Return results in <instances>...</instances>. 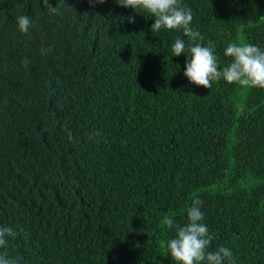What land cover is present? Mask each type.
<instances>
[{"label": "trees", "instance_id": "1", "mask_svg": "<svg viewBox=\"0 0 264 264\" xmlns=\"http://www.w3.org/2000/svg\"><path fill=\"white\" fill-rule=\"evenodd\" d=\"M49 2L59 14L43 0H0V226L19 233L9 254L20 264H176L164 220L187 223L199 198L209 250L264 264V89L190 83L187 53L171 50L188 38L152 33L142 10ZM181 4L220 70L232 42L264 49V0Z\"/></svg>", "mask_w": 264, "mask_h": 264}, {"label": "clouds", "instance_id": "2", "mask_svg": "<svg viewBox=\"0 0 264 264\" xmlns=\"http://www.w3.org/2000/svg\"><path fill=\"white\" fill-rule=\"evenodd\" d=\"M125 8H132L136 12L142 10L154 17L151 32L161 30H182L185 40L177 37L172 45L173 56L186 54L184 76L198 87L210 89L214 81L221 79L228 84H237L244 88L264 89V49L245 42H232L225 49V56L231 58V63L222 70L219 69L218 58L215 55V45L209 40L204 43V36L200 31L191 27L193 13L191 8L181 4V0H116ZM91 7L104 4L106 0H88ZM43 6L50 15L59 14V7H53L49 0H43ZM138 13V12H137ZM135 23L134 17L128 18ZM19 30L27 33L31 20L27 16H18ZM63 131L70 142H74L71 129L65 124ZM95 139L102 135L101 130L92 134ZM203 201L199 198L192 200L187 209V223H175L171 218H165L164 224L174 229L175 236L167 241H161L176 264H234L233 253L228 247L220 246L209 250L214 237L208 227L202 222ZM19 233L10 226H0V264H20V257L9 254V239H15Z\"/></svg>", "mask_w": 264, "mask_h": 264}]
</instances>
